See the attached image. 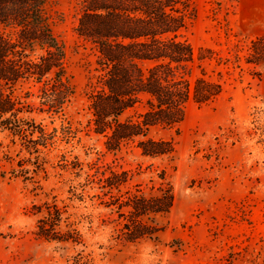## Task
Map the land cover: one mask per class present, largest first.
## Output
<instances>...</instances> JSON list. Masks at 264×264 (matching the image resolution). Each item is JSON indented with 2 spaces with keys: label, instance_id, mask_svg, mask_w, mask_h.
I'll return each mask as SVG.
<instances>
[{
  "label": "rangeland",
  "instance_id": "obj_1",
  "mask_svg": "<svg viewBox=\"0 0 264 264\" xmlns=\"http://www.w3.org/2000/svg\"><path fill=\"white\" fill-rule=\"evenodd\" d=\"M181 1L193 16L180 39L202 58L194 73L221 91L189 102L179 125L151 128L148 138L173 152L148 157L138 139L110 152L88 130L95 57L75 34L77 0H50L74 95L56 113L35 88L19 89L31 92L23 101L48 135L38 153L0 131V264H264V0ZM123 172L126 183L110 190L104 178ZM165 188L170 209L142 216L153 230L129 239L131 217L115 199Z\"/></svg>",
  "mask_w": 264,
  "mask_h": 264
},
{
  "label": "trees",
  "instance_id": "obj_2",
  "mask_svg": "<svg viewBox=\"0 0 264 264\" xmlns=\"http://www.w3.org/2000/svg\"><path fill=\"white\" fill-rule=\"evenodd\" d=\"M49 4L50 0H0V131L18 138L33 153L39 152L38 146L46 147L48 135L23 101L31 92L22 95L19 89L24 84L35 88L41 105L56 113L74 95ZM77 6L75 34L95 57L85 91L88 130L104 139L110 152L138 139L136 147L144 156L171 154L172 144L148 138L149 130L179 125L189 102L206 105L221 91L204 74L195 75L202 58L180 39L192 10L181 0H77ZM143 100L141 114L121 121ZM36 133L39 138L33 139ZM126 181L124 172L104 178L110 190ZM115 200V206H125L131 217L126 225L129 239H137L153 230L140 218L166 213L173 194L165 188L153 198L131 193Z\"/></svg>",
  "mask_w": 264,
  "mask_h": 264
}]
</instances>
